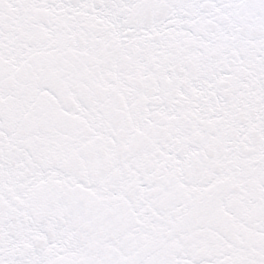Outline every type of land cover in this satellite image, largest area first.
I'll list each match as a JSON object with an SVG mask.
<instances>
[{
	"label": "snow or ice",
	"instance_id": "obj_1",
	"mask_svg": "<svg viewBox=\"0 0 264 264\" xmlns=\"http://www.w3.org/2000/svg\"><path fill=\"white\" fill-rule=\"evenodd\" d=\"M0 264H264V0H0Z\"/></svg>",
	"mask_w": 264,
	"mask_h": 264
}]
</instances>
